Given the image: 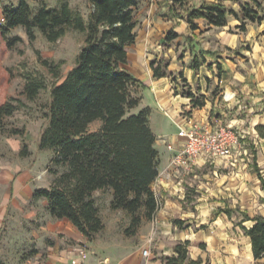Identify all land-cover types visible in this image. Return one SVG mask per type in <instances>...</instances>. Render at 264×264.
<instances>
[{
  "label": "crops",
  "instance_id": "crops-1",
  "mask_svg": "<svg viewBox=\"0 0 264 264\" xmlns=\"http://www.w3.org/2000/svg\"><path fill=\"white\" fill-rule=\"evenodd\" d=\"M39 1L48 6L59 2L28 0L32 9ZM68 1L73 7L79 0ZM202 1L212 0H182V4L174 0H138L136 38L127 47L124 66L136 79L139 97L132 111L149 107L148 122L156 136L155 147L159 153L158 175L151 183L159 200L155 213L157 230L151 240L142 239L150 254L146 257L142 250L126 255L115 253L109 239H87L68 219L55 218L49 210L43 219L38 203L47 204V200L33 196L35 188L43 187L42 181L36 180L38 167L34 165L13 174L0 173V186L8 182L11 188L9 194L4 192L0 196V235H3L0 261L3 264H161L162 256L172 253L173 245L184 240L189 241L190 256L199 257L203 262L264 264L263 258H254L250 237L237 224L238 212L228 216L220 210L225 206L239 207L251 216L264 215V1L258 9L263 15L260 22L243 19L241 4L236 0H223L238 17L228 14L222 26L208 25L205 18H197V27L193 29L186 16L180 15L187 7ZM242 19L244 30L237 27ZM170 31L177 36L164 41L166 48L162 38ZM172 40L175 43L183 40L180 50H184V56L180 59L175 45L171 46ZM200 52H205V62L192 68L190 58L200 57ZM161 56H170L171 61L166 65V74L157 77L151 62L158 63ZM176 72L182 73L184 83L195 95L204 96L203 106H191L190 97L180 91L172 78ZM181 111L185 112V119H181ZM167 120L175 125V130H169ZM175 120L181 125H190L193 121L231 125L241 138L249 139L252 156L234 154L228 159L213 161L199 158L190 172H184L181 167L170 165L174 150L184 142L177 134ZM190 193L193 198L188 202ZM9 207L19 217L18 228L12 236H26L25 221L30 224V234L35 239H10L11 221L4 226L6 218H12ZM176 218L183 223H174ZM243 224L249 226L251 221ZM44 235L53 239H41Z\"/></svg>",
  "mask_w": 264,
  "mask_h": 264
},
{
  "label": "trees",
  "instance_id": "trees-1",
  "mask_svg": "<svg viewBox=\"0 0 264 264\" xmlns=\"http://www.w3.org/2000/svg\"><path fill=\"white\" fill-rule=\"evenodd\" d=\"M263 1H244L240 5L242 18L260 22L263 15L258 9ZM87 4L86 16L68 0H59L56 6L39 1L35 9L28 0L4 4L0 34L7 46L21 39L19 35L8 37L10 30L17 26L25 29L30 40L36 36L35 30L50 42H55L70 29L84 34L73 66L50 88L46 124L37 146L52 151L47 169L53 178L48 186L35 188L33 196L45 197L53 217L68 219L84 237L92 239L104 227L92 196L97 189H111L110 207L125 210L134 231L143 218L152 219L159 207V200L151 188L158 175L159 153L155 147L156 136L148 122L149 107L132 111L139 103L136 79L124 66L127 47L136 38L138 0H87ZM228 14L238 17L223 0H212L187 7L179 15L186 16L194 29L197 18H205L208 25L222 26ZM243 19L237 25L242 30L246 28ZM176 36L177 33L170 31L166 39ZM204 54L194 55L190 66L197 68L204 63ZM151 67L154 76L166 74V65L161 61L153 60ZM24 77L22 93L34 99L45 86L44 79L32 73ZM183 94L190 97L192 107L205 103L202 94L195 95L190 89ZM24 105L25 102L16 96L0 102V125L5 116ZM95 121L100 124L91 129ZM18 132L16 128L10 129L11 134ZM20 153H29L25 142ZM220 210L228 216L238 212L237 224L249 235L254 258L264 259V215L251 216L239 207L225 206ZM246 220L251 221L249 226L243 224ZM174 223L182 224L183 220L176 218ZM188 244V240L176 242L172 253L162 256L161 264H210L199 257L192 258Z\"/></svg>",
  "mask_w": 264,
  "mask_h": 264
},
{
  "label": "rangeland",
  "instance_id": "rangeland-1",
  "mask_svg": "<svg viewBox=\"0 0 264 264\" xmlns=\"http://www.w3.org/2000/svg\"><path fill=\"white\" fill-rule=\"evenodd\" d=\"M12 0H0L1 5L5 2ZM176 3L177 0H174ZM239 4L244 3L245 0H236ZM252 4V2L250 1ZM182 4V2L180 3ZM74 8L79 9L84 16L88 12L87 1L79 0L75 2ZM241 12V9H240ZM0 14V21H2ZM35 38L30 40L22 27L14 28L8 33V37L19 35L21 39L15 42L12 46H7L5 39L0 34V102L7 99L9 96L19 97L25 102L24 106L19 107L11 115L5 116L0 125V173L9 172L11 174L19 171L26 170L28 167L37 165L38 172L36 180H41L43 186H48L53 178V174L47 169L49 159L52 155L50 149H39L37 146L40 133L46 124L45 112L47 111V103L50 99V88L55 83L60 81L71 68L75 62V56L83 42L84 34L74 29L68 30L63 36L55 42H50L44 38L39 30H35ZM166 36L162 38L164 43ZM183 40H172L171 46L175 45L177 48V59L184 56L183 51L180 50V45ZM168 48V45L164 43ZM191 60V58H190ZM46 61V62H44ZM162 65H167L171 58L170 56H161ZM54 71L57 72L54 73ZM32 73L42 76L45 86L39 91L34 99H28L22 93L25 81L24 75ZM182 73H177L172 77L180 91H186L190 88L184 79L181 77ZM181 77V78H180ZM216 91V89H214ZM199 95V94H198ZM136 112V111H133ZM170 131L175 130V125L166 121ZM99 121L91 123L90 128L96 129L99 126ZM16 128L19 130L16 134H11L10 129ZM245 140L243 143L242 140ZM23 142L27 144L29 153L22 155L20 149ZM156 143V141H155ZM240 147H237L233 155L249 156L251 157L252 151L249 149V139L241 138ZM246 148V150H245ZM244 150L246 152H244ZM11 188L8 182L4 186H0V196L2 193L9 194ZM194 194V192H193ZM92 196L95 204L98 207L99 214L104 222V227L97 232L92 239H109L111 241V250L121 255H126L132 251L141 252L146 247L142 239L153 237L157 227H152L151 223L145 218L142 219L139 227L134 231L130 223V215L123 209H113L110 207V200L112 191L109 188L97 189L93 191ZM193 198L191 193L188 197V202ZM40 211L46 214L48 206L44 202L38 203ZM9 207V214L12 218H6L4 226L11 221L12 233L10 239L17 230L19 217H15L17 213L11 211ZM236 221V218H235ZM30 224L23 222L26 228V236L15 239H35L32 234ZM24 234V233H23ZM60 236V235H59ZM3 239V235H0ZM41 239H53L49 236H43ZM32 247V246H31ZM29 249V246L26 247ZM32 249V248H31Z\"/></svg>",
  "mask_w": 264,
  "mask_h": 264
},
{
  "label": "built area",
  "instance_id": "built-area-1",
  "mask_svg": "<svg viewBox=\"0 0 264 264\" xmlns=\"http://www.w3.org/2000/svg\"><path fill=\"white\" fill-rule=\"evenodd\" d=\"M3 20V17H1ZM167 113V111L162 107ZM181 119H185L184 111L180 113ZM178 125V136L184 139L182 146L174 150L170 165L181 167L184 172H190L198 163L199 158L205 160L228 159L233 155L234 150L240 147V134L231 125H212L201 121H193L190 125ZM152 227L157 226L155 215L151 219ZM149 240L152 237L148 238ZM83 253V251H82ZM142 254L148 256L150 249L148 247L142 249Z\"/></svg>",
  "mask_w": 264,
  "mask_h": 264
}]
</instances>
